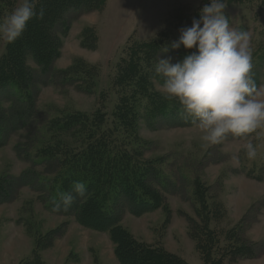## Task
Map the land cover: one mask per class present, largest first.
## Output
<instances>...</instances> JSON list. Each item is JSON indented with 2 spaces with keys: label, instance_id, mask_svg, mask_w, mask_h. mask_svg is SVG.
I'll return each mask as SVG.
<instances>
[{
  "label": "rangeland",
  "instance_id": "1",
  "mask_svg": "<svg viewBox=\"0 0 264 264\" xmlns=\"http://www.w3.org/2000/svg\"><path fill=\"white\" fill-rule=\"evenodd\" d=\"M13 1L9 0L12 3L10 7L3 6L0 20L20 2ZM208 3L210 0H106L98 9L87 12L82 11L87 6L82 2L80 9L70 7L64 12V23L61 22L62 25L55 29L60 56L53 61L50 71L44 73L34 56L26 50L25 64L31 77L34 107H23L27 109L29 118L26 117L22 124L16 122L15 130L7 131V139L0 147V179L11 182L12 195L6 202L0 203V252L10 249L13 242L15 244V254L0 253V264H27L33 258V239L28 238L25 226L19 222L20 218H28L30 212L35 218L33 222L41 226L42 233L59 226L65 230L62 236H57L53 246L42 251L44 264V253L50 264H120L108 233L84 228L72 215L66 216L54 208H46L39 197L43 190L39 189V193L32 187L38 188L39 183L35 181L31 185L33 176L25 174L30 170L35 174L33 162L43 158L37 155L41 145L55 140V137L51 138V121L54 119L62 120L68 115L81 113L91 117L93 114L102 116L108 127L117 121L113 112L120 93L113 84L118 73V62L130 42H148L161 38L164 32L170 34L169 38L165 34V39L161 38L163 48L168 46L169 51L163 52L162 48L150 65L155 76L153 66L159 57H171L173 63L179 61L170 44L178 39L180 28L191 25L174 20L178 10L195 13ZM224 3L226 7L223 11L230 25L250 35L253 78L258 86H264V0H224ZM86 28H93L98 36L96 49H87L82 45L81 35ZM8 44L0 39V61L6 54ZM77 60L100 68V76L91 94L56 79L57 72L70 69ZM155 77L159 80L153 81L158 100L180 107L176 100L165 98L161 88L163 79ZM4 96L0 95V106L6 110L10 106L8 100L12 98L6 95V99ZM151 98L137 99L136 109L144 113L143 106ZM4 100L8 103H3ZM179 113L175 119L169 116L154 123L141 118L138 120V141L144 146H139L137 154L160 162L162 173L170 179L167 190L161 191L165 196L167 211L160 209L135 216L130 209L122 208L119 210V225L140 242L151 246L162 245L167 252L188 264H204L191 237L188 219L196 221V210L202 206L194 192L198 185L202 189L200 195L206 197V203L218 208L219 214L212 219L210 227L219 233L221 242L231 245L243 239L248 246H252L253 258L261 259L264 255V174L260 170L264 164V128L244 137L228 135L217 145H205L200 139L199 129L183 117L181 111ZM6 129L10 130L8 127ZM75 140L76 136H64L58 140V145L62 147L64 143H69L75 147L78 146ZM249 142L257 150L256 158L251 160L244 152V146ZM23 156L29 160H24ZM37 170L41 173L45 168L38 167ZM250 170L261 175L263 180L249 177L247 174ZM45 172L50 174L49 171ZM29 207L30 212L27 211ZM227 236L231 239L230 243L226 241ZM56 242L58 249L65 253L63 259L50 253ZM226 251L229 252L230 248ZM73 253L78 256L73 257ZM87 253L92 255L91 260L87 259ZM55 258H58L57 261ZM246 259L235 263L227 259L225 264H239Z\"/></svg>",
  "mask_w": 264,
  "mask_h": 264
},
{
  "label": "trees",
  "instance_id": "2",
  "mask_svg": "<svg viewBox=\"0 0 264 264\" xmlns=\"http://www.w3.org/2000/svg\"><path fill=\"white\" fill-rule=\"evenodd\" d=\"M82 2L87 4L82 11L89 12L101 7L106 0H38L36 8L44 9L43 19L30 20L22 36L8 44L6 54L0 61V95H8L12 99L8 100V109L0 106V147L7 139V131L15 130L16 122L25 123L28 114L23 107H34L31 77L25 64L28 53L26 50L34 56L44 73L50 71L53 61L60 56L58 33L55 29L62 25L61 22L64 23L62 16L67 10L70 7L80 9ZM10 3L9 0H0V14L3 6L7 7ZM200 10L195 13L178 10L174 20L191 25L193 18H199ZM164 34L170 37V34ZM164 34L162 39H165ZM81 38L85 48L96 49L98 36L93 28L83 30ZM161 38L148 42H130L126 46V52L118 62V73L113 84L120 93L119 102L113 112L114 120L117 121L108 127L102 116L93 114L91 117L81 113L68 115L62 120L54 119L51 121V138L55 137V140L50 142L53 144L49 143L50 140L44 142L37 152L43 158L33 162L36 170L44 167L50 174L45 171L40 173L38 170H34L35 174L31 170L25 174L33 176L31 185L35 181L39 183L38 188L32 187L39 193V189L43 190L39 197L46 208H54L59 214L66 216L72 215L84 228L108 233L115 246V257L120 264H188L184 259L167 252L162 245L151 246L138 241L126 228L119 225V210L122 208L130 209V213L135 216L160 209L167 211L168 208L161 191L167 190L170 179L162 173L160 162L137 154L139 146H144L138 141L140 118L154 123L169 116H174L172 119H175L181 111L180 107L158 100L157 94H154L156 92L153 81L158 79L152 74L150 65L163 48L164 42ZM192 51L181 46L173 52L182 60ZM99 70L98 65L77 60L70 69L57 72L56 79L62 84H72L91 94L100 76ZM149 95L152 98L143 106L144 113L139 112L135 107L136 100L140 97L150 99ZM5 96L3 98L7 99ZM8 102L4 100L3 103ZM64 136H76L75 143L78 146L64 143L60 147L58 140ZM23 159L29 160L24 156ZM260 171L264 174V164ZM254 172L250 170L247 175L255 180H263L261 175ZM74 181L84 183L86 194L83 197L77 196L67 211L63 208L57 210L55 206L61 194L71 191ZM10 183L6 179H0V203L6 202L12 196ZM201 191L197 185L195 196L202 204L201 209L196 210L197 220L188 216L187 218L190 220L191 237L196 242V250L204 264H225L227 259L230 263H235L243 258H253V248L245 240H236L237 243L232 242L231 245L221 242L219 233L210 227L212 219L219 214L218 208L209 206L205 195H200ZM27 211H31L30 207ZM33 221L35 218L32 212L28 218L23 217L19 221L25 226L34 243L33 258L27 264H44L42 251L53 246L57 236H62L65 230L59 226L42 233L41 226ZM167 223L168 221L165 225ZM226 241L231 242L229 236ZM228 247L229 252L226 251Z\"/></svg>",
  "mask_w": 264,
  "mask_h": 264
},
{
  "label": "clouds",
  "instance_id": "3",
  "mask_svg": "<svg viewBox=\"0 0 264 264\" xmlns=\"http://www.w3.org/2000/svg\"><path fill=\"white\" fill-rule=\"evenodd\" d=\"M225 7L224 0H210L199 18L180 28L178 39L170 44L174 50L183 46L195 51L175 63L171 57H159L153 66L155 76L163 79V95L180 104L181 115L199 129L205 145L264 128V86H258L253 78L250 35L230 25ZM43 17L44 9L37 10L36 0H20L0 20V39L15 42L30 20ZM168 51V46L163 48ZM244 152L250 160L257 156L251 142ZM85 194L84 183L74 181L72 190L62 193L55 207L67 211L77 196Z\"/></svg>",
  "mask_w": 264,
  "mask_h": 264
},
{
  "label": "crops",
  "instance_id": "4",
  "mask_svg": "<svg viewBox=\"0 0 264 264\" xmlns=\"http://www.w3.org/2000/svg\"><path fill=\"white\" fill-rule=\"evenodd\" d=\"M25 229V228H24ZM51 230H53V229H51ZM24 231V230H23ZM25 232H26V230H25ZM27 234V233H26ZM28 238L29 239H31V241H32V238L28 235ZM14 246H15V244H14V242H13V245H12V247L10 248V249H8L7 251H4V250H2L0 253H2V254H4V255H6V254H15V249H14ZM32 247H33V241H32ZM32 251V250H31ZM79 251V250H78ZM50 253H55V256L57 255L58 256V258L59 257H62V259L64 258V251L62 250V249H58V242H56L55 243V245H54V247L52 248V251L50 250ZM81 253L82 252H80L79 254H80V257H82L81 256ZM72 254V253H71ZM73 254H75V256H73V257H76V256H78V254H76V253H73ZM46 253H44L43 254V257H44V261L46 262V264H50L49 262H48V260H47V258H46ZM89 257H88V256ZM87 255H85V256H87V259H92L91 258V256L92 255H90V253H87ZM58 258H55L54 260H56L57 261V259ZM257 258V257H256ZM256 258H250V259H246L245 261H242V262H240L239 264H264V255H263V257L261 258V259H258V260H256ZM61 259V260H62ZM187 262V261H186Z\"/></svg>",
  "mask_w": 264,
  "mask_h": 264
}]
</instances>
